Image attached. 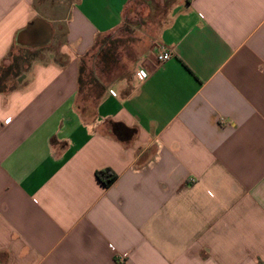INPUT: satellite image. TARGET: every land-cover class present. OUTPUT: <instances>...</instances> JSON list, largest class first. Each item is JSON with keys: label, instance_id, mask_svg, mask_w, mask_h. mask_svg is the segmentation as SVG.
Segmentation results:
<instances>
[{"label": "crops", "instance_id": "obj_1", "mask_svg": "<svg viewBox=\"0 0 264 264\" xmlns=\"http://www.w3.org/2000/svg\"><path fill=\"white\" fill-rule=\"evenodd\" d=\"M128 2L67 0L56 18L0 0V68L31 57L0 91V264H264V0H186L158 36L173 58L146 55V80L83 115L80 59ZM36 20L47 43L20 42Z\"/></svg>", "mask_w": 264, "mask_h": 264}, {"label": "rangeland", "instance_id": "obj_2", "mask_svg": "<svg viewBox=\"0 0 264 264\" xmlns=\"http://www.w3.org/2000/svg\"><path fill=\"white\" fill-rule=\"evenodd\" d=\"M67 0H39L41 6L58 18L67 11L60 4ZM186 0H129L122 24L114 31L99 35L93 47L80 59V82L76 109L91 115L98 97L113 85L129 81L146 55L154 53L162 28ZM53 10V11H51ZM30 55L13 49L1 66L3 86H16L14 76L27 67Z\"/></svg>", "mask_w": 264, "mask_h": 264}, {"label": "trees", "instance_id": "obj_3", "mask_svg": "<svg viewBox=\"0 0 264 264\" xmlns=\"http://www.w3.org/2000/svg\"><path fill=\"white\" fill-rule=\"evenodd\" d=\"M17 74L15 76H17ZM1 76L2 73L0 68V91L5 89V86H3V78ZM79 82H80V71H79ZM110 132L120 141H127L134 134L133 129H129L121 123H110ZM95 177L106 188L111 186L116 180V175L109 169L96 171Z\"/></svg>", "mask_w": 264, "mask_h": 264}, {"label": "water", "instance_id": "obj_4", "mask_svg": "<svg viewBox=\"0 0 264 264\" xmlns=\"http://www.w3.org/2000/svg\"><path fill=\"white\" fill-rule=\"evenodd\" d=\"M41 28L40 34L37 36V29ZM19 41L24 42L25 44H31V45H36V44H43L47 43L49 39V29L42 24L40 20L33 21L30 23L26 29H24L20 34H19ZM40 40L34 41L32 43V40Z\"/></svg>", "mask_w": 264, "mask_h": 264}, {"label": "built area", "instance_id": "obj_5", "mask_svg": "<svg viewBox=\"0 0 264 264\" xmlns=\"http://www.w3.org/2000/svg\"><path fill=\"white\" fill-rule=\"evenodd\" d=\"M156 53H155V61L156 66H162L165 63H167L169 60H171L174 56V53L171 49L166 47L165 45L157 42L155 47ZM135 77L138 81H144L149 77V73L143 68L140 67L135 71ZM110 94L113 96L114 93L110 91ZM193 181V180H190Z\"/></svg>", "mask_w": 264, "mask_h": 264}]
</instances>
